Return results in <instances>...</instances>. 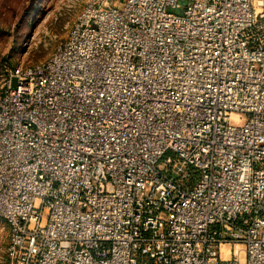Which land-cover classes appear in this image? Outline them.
<instances>
[{
	"label": "built area",
	"instance_id": "1",
	"mask_svg": "<svg viewBox=\"0 0 264 264\" xmlns=\"http://www.w3.org/2000/svg\"><path fill=\"white\" fill-rule=\"evenodd\" d=\"M0 218L6 264H264V0H87L4 76Z\"/></svg>",
	"mask_w": 264,
	"mask_h": 264
},
{
	"label": "rangeland",
	"instance_id": "2",
	"mask_svg": "<svg viewBox=\"0 0 264 264\" xmlns=\"http://www.w3.org/2000/svg\"><path fill=\"white\" fill-rule=\"evenodd\" d=\"M87 0H0V89L7 71L47 59ZM8 229L0 218V264ZM224 257H231L229 249Z\"/></svg>",
	"mask_w": 264,
	"mask_h": 264
}]
</instances>
